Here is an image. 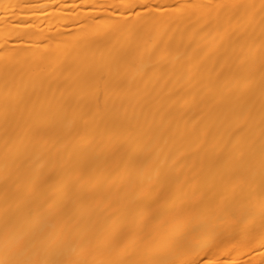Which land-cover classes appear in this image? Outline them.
Returning <instances> with one entry per match:
<instances>
[{"label": "bare ground", "instance_id": "obj_1", "mask_svg": "<svg viewBox=\"0 0 264 264\" xmlns=\"http://www.w3.org/2000/svg\"><path fill=\"white\" fill-rule=\"evenodd\" d=\"M0 264H264V0H0Z\"/></svg>", "mask_w": 264, "mask_h": 264}]
</instances>
